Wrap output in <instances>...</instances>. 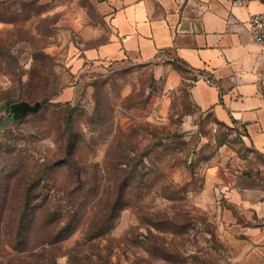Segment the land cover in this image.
<instances>
[{"label": "rangeland", "instance_id": "1", "mask_svg": "<svg viewBox=\"0 0 264 264\" xmlns=\"http://www.w3.org/2000/svg\"><path fill=\"white\" fill-rule=\"evenodd\" d=\"M130 1L35 0L20 17H14L17 5H9L7 16L15 20L0 21V94L7 98L0 101V141L4 130L13 128L27 137L19 142L20 157L43 161L54 154V137L38 134L47 123L18 125L11 109L36 102L24 94L38 90L29 86L31 76L42 77L55 102L76 107V125L89 140L82 158L102 189L108 184L105 155L116 139L132 141L133 163L153 170L105 237L86 241L84 220L54 246L58 264H72L73 255L84 264H236L223 223L225 211L239 214L230 190H250L264 200V155L250 144L243 126L201 110L185 86L167 90L151 64L130 59L74 64L86 50L110 41L111 13ZM98 104L105 111L100 128L89 121ZM19 163L15 160V171ZM173 163L179 165L162 171ZM66 181L61 170L56 188ZM163 186L168 197L161 195ZM57 199L67 201L63 194ZM34 251L27 252L32 262ZM14 253L4 252L1 261L17 264Z\"/></svg>", "mask_w": 264, "mask_h": 264}, {"label": "crops", "instance_id": "2", "mask_svg": "<svg viewBox=\"0 0 264 264\" xmlns=\"http://www.w3.org/2000/svg\"><path fill=\"white\" fill-rule=\"evenodd\" d=\"M235 2L133 0L116 6L110 41L86 50L74 64L103 59L151 64L167 90L187 87L201 110L243 126L264 155V48L247 29L249 14L264 11V0ZM207 75L214 84L205 81ZM229 195L239 211L223 214L235 263L264 264V200L250 190L231 189Z\"/></svg>", "mask_w": 264, "mask_h": 264}, {"label": "trees", "instance_id": "3", "mask_svg": "<svg viewBox=\"0 0 264 264\" xmlns=\"http://www.w3.org/2000/svg\"><path fill=\"white\" fill-rule=\"evenodd\" d=\"M34 1L0 0V21L12 22L14 17L23 16L25 8ZM11 4L17 5L14 17L7 16ZM43 80L45 78L31 76L29 86L38 90L24 94L27 100L42 102L40 111L15 120V123H47V130L38 134L42 137L52 135L56 150L51 158L31 160L19 155L24 152L18 147L19 142L27 137L17 134L13 128L4 130L1 136L0 264H13L1 261L2 254L7 251L16 253L17 258L14 259L17 264H58L54 246L75 234L84 220L87 221L83 231L86 241L92 243L105 237L122 211L131 206L130 198L134 192L143 189L140 186L145 184L146 178L152 179V169L139 168L137 163H133V142L116 139L105 155L108 184L102 189L96 183L98 177L89 172L87 162L82 158L89 140L83 129L76 125V107L55 102L54 90L45 86ZM6 99L0 94V101ZM103 113L102 105L98 104L95 113L89 117L90 123L102 127ZM15 154L18 156L14 157ZM15 160L20 161L16 171L13 168L17 165ZM178 165L167 164L162 171ZM61 170L66 172L67 181L57 189L56 180ZM166 189L162 187L163 197H168ZM60 194L67 197L66 203H57ZM89 199L96 200L91 207ZM29 251H34L31 256L36 257L34 262L29 260ZM162 252H167V249L162 247ZM163 257L169 261V256ZM72 259V264H84L77 255Z\"/></svg>", "mask_w": 264, "mask_h": 264}, {"label": "built area", "instance_id": "4", "mask_svg": "<svg viewBox=\"0 0 264 264\" xmlns=\"http://www.w3.org/2000/svg\"><path fill=\"white\" fill-rule=\"evenodd\" d=\"M240 0H236L235 4H239ZM247 29L253 40L264 48V11L250 13L247 21ZM209 84H214L211 75L204 77Z\"/></svg>", "mask_w": 264, "mask_h": 264}, {"label": "water", "instance_id": "5", "mask_svg": "<svg viewBox=\"0 0 264 264\" xmlns=\"http://www.w3.org/2000/svg\"><path fill=\"white\" fill-rule=\"evenodd\" d=\"M42 107V102L40 100L35 103L28 101H22L15 103L11 106L13 117L15 120L22 119L31 113H38Z\"/></svg>", "mask_w": 264, "mask_h": 264}]
</instances>
